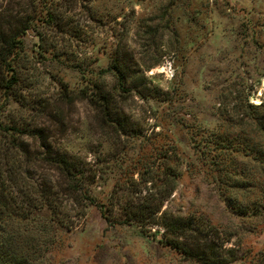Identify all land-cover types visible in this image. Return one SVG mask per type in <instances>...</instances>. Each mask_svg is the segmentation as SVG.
<instances>
[{
  "label": "rangeland",
  "instance_id": "obj_1",
  "mask_svg": "<svg viewBox=\"0 0 264 264\" xmlns=\"http://www.w3.org/2000/svg\"><path fill=\"white\" fill-rule=\"evenodd\" d=\"M0 19L16 26L31 20L21 75L28 103L19 109L11 102L6 112L19 111L44 129L53 150L87 162L96 176L90 194L112 218L59 195L72 229L44 264H197L159 243L161 223L144 230L117 224L125 206L149 193L156 204L163 195L160 180L150 191L149 183H135L141 171L161 177L158 154L176 174L158 215L204 221L202 233L188 231L181 242L234 248L233 264L264 263V210H229L213 181L217 172L197 151L216 134L235 146L256 134L243 106L264 101V0H0ZM112 59L129 68L130 90L118 93L112 73L99 80L130 122L129 133L105 125L87 100L64 95ZM32 168L33 179L60 182L49 165ZM255 197L264 198L252 194L250 201Z\"/></svg>",
  "mask_w": 264,
  "mask_h": 264
},
{
  "label": "trees",
  "instance_id": "obj_2",
  "mask_svg": "<svg viewBox=\"0 0 264 264\" xmlns=\"http://www.w3.org/2000/svg\"><path fill=\"white\" fill-rule=\"evenodd\" d=\"M31 20H23L18 26L0 19V264H44L49 252L58 246L61 237L70 233L72 225L64 216L59 195L70 198L74 203L86 208L97 205L103 218L110 222L103 204H96L89 188L95 183V174L87 172V162L81 158L53 150L47 143L44 129L31 126L27 117L6 112L7 105L14 102L19 109H25L28 98L22 94L24 83L21 75L23 65L24 39L31 28ZM117 61V62H116ZM97 77H84V84L75 91L64 95L85 99L100 114L102 122L118 133H129L131 124L121 110H117L110 90L100 83L99 77L112 73L116 78L118 93L128 92L130 87L129 68L112 59L109 66ZM22 85V86H20ZM120 111L123 116L119 114ZM243 114L250 118L256 134L244 135L237 146L234 139L216 134L205 142L204 148L197 151L203 155L209 170L216 171L213 181L217 183L219 196L229 210L238 215H262L264 198V101L258 105L245 103ZM38 140L39 143H32ZM210 147V148H209ZM210 153L213 156L208 158ZM157 156L161 166L160 174L154 176L146 170V177L139 172V180L149 183V190L157 189V181L164 190L156 204L150 193L136 205L124 207V214L117 224L135 223L142 230L149 224L161 223L165 232L159 243L182 254L197 264H233L236 262L234 248H224L222 252L213 245L188 246L181 237L188 231L202 233L198 226L201 219H183L170 216L165 210L158 215L163 201L170 195L174 186L171 179L176 176L168 172L165 154ZM47 164L61 176L56 185L44 178L33 179L32 164ZM154 163V162H152ZM151 168L150 165H148ZM147 167V169H149ZM36 171V169H35ZM172 176V177H171ZM171 177V178H169ZM133 187L135 184L128 183ZM171 185L170 187H167ZM167 187V188H166ZM158 195V192L155 193ZM161 194V193H160ZM259 194V195H258ZM18 198V199H17ZM151 203V204H150ZM200 223V224H199ZM264 264V263H262Z\"/></svg>",
  "mask_w": 264,
  "mask_h": 264
}]
</instances>
